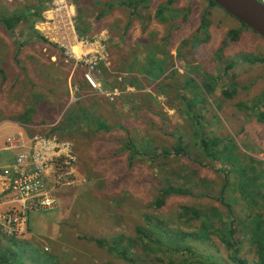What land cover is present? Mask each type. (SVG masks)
<instances>
[{
    "label": "rangeland",
    "instance_id": "rangeland-1",
    "mask_svg": "<svg viewBox=\"0 0 264 264\" xmlns=\"http://www.w3.org/2000/svg\"><path fill=\"white\" fill-rule=\"evenodd\" d=\"M70 1L84 14L80 18L77 12V33H80V18L95 27L89 36L82 32L84 40L97 42L95 45L99 47L103 40L99 42L97 38L105 37L111 65L108 69L102 68L99 80L104 91L115 93L117 90L115 100L89 90L85 96L91 99L78 101L71 108L69 78L83 75L84 65L76 61L66 63V50L49 44L36 29L44 21L52 0L47 9L50 0H0V15L12 17L28 13L29 16L24 26L13 34L0 28V41H4L0 46V138L3 143L0 150L6 151L8 139L30 146L33 137L43 136L55 144H70L76 159L74 173L59 183L53 168L50 169L41 193L54 198L53 206L58 212L46 206L42 211L29 213L28 229L23 236L28 245L21 243L20 249H15L36 248L55 257L47 263L40 254L37 256L40 264H132L119 258L117 253L109 255L106 247H98L84 237L107 239L118 234L135 237L137 223L144 224L145 229L142 240L131 249L133 264H235L216 236L203 241L191 237L184 245H176L173 233L200 231L199 221L186 224L179 218L183 206L200 210L218 207L226 222L235 214L243 215L239 213L246 209L235 207L234 212L229 211V203L234 199V205L242 204L243 195L230 188L224 199L221 196L224 179L218 166L204 157V166L197 162L200 161L197 157L202 156L193 149L194 139H198L194 132L195 115L200 114L199 119L211 135L234 139L242 154L256 160L253 163L256 173L263 175L264 123L258 119L264 112V38L223 10L211 7L207 0H145L136 9L128 6L131 0ZM162 5L167 8L166 21L156 15ZM41 13L42 19L34 26L45 42L36 39L30 28ZM201 25L209 36L198 34ZM232 31L237 37L234 41L227 38ZM19 46L21 51L16 56ZM246 56L249 57L242 59ZM119 76H123L122 81H118ZM128 78L134 79L137 86L130 85ZM187 84L189 87L185 89ZM194 86L201 90L206 101L191 91ZM207 87L213 90L212 94L204 92ZM226 89L236 91L233 98L222 95ZM71 90L76 91L73 86ZM86 91L82 82L78 93ZM193 102L197 105L194 112H189L188 103ZM83 110L87 118L97 119L94 128L105 124L110 129L95 134L96 145L92 147L83 136L88 133ZM28 114L32 115L29 120ZM144 116L154 124L148 125ZM129 132L138 139L136 146L147 153H157L159 148V151L166 148L172 152L179 136L190 153L165 157L164 150L155 162L151 159L138 162L137 157L129 164L130 150L126 148L128 139L125 138ZM142 139L145 147L141 145ZM6 152L11 156L10 162L19 153L17 150ZM257 163L260 164L257 166ZM186 170L195 171L209 184L196 186L197 181H192L185 186L190 195L172 196L164 207L153 208L158 192L167 182H183L179 173ZM243 176L248 180L253 178L250 174ZM231 179L232 185L236 184V177ZM116 195L124 202H118ZM144 215L157 217L162 229L158 222L155 226L145 224ZM237 235L241 239L239 257L246 264H256L258 258L247 243V235ZM158 238L166 245L152 251L151 246ZM4 241L3 245L19 247L15 241ZM23 263L29 264V261L23 258Z\"/></svg>",
    "mask_w": 264,
    "mask_h": 264
},
{
    "label": "trees",
    "instance_id": "trees-1",
    "mask_svg": "<svg viewBox=\"0 0 264 264\" xmlns=\"http://www.w3.org/2000/svg\"><path fill=\"white\" fill-rule=\"evenodd\" d=\"M208 4L211 7L219 8L225 12L224 9H222L219 5H217L213 0H207ZM135 2V3H134ZM147 1L145 0H131L130 3H128V6L133 9H136L140 4L145 3ZM51 4V0L48 3L49 7ZM123 6L126 5L125 2L121 3ZM78 12V16L81 18L83 17V12L80 10V8L76 9ZM167 10L165 5H162L157 10V16L161 17L162 21H166V17H164V13ZM226 13V12H225ZM228 14V13H227ZM38 18H35V21L31 23L30 28L31 32L34 33L36 39L45 42L42 37L38 34L39 32L35 29V22L39 21V19H42V13L41 15H37ZM28 13H22L20 15L12 16V17H6L0 15V28L8 33L13 34L16 29L20 26H24V21L28 19ZM232 17V16H231ZM79 18V24L78 29L80 30V36L83 37L82 34L85 33L86 35L90 34L91 29L95 30V27L92 28L91 24L86 23L84 20ZM233 18V17H232ZM242 24V23H241ZM244 27H246L244 24H242ZM130 26V22L127 24L126 29H128ZM249 29L248 27H246ZM78 30V32H79ZM205 33L206 36H209L208 31H205L204 25H201L199 27L198 34ZM235 32H230V35L227 36L228 40H236L237 37L234 35ZM197 40V39H196ZM227 43V41L225 42ZM4 45V41H0V46ZM48 45V44H47ZM49 46V45H48ZM52 47V46H50ZM54 48V47H53ZM56 49V48H55ZM58 50V49H56ZM21 51V47L19 46L18 51L16 53V56L19 55ZM61 55V53H60ZM249 56L243 57L242 59H246ZM69 65V64H67ZM72 68V66H71ZM231 68V66H229ZM70 73V72H69ZM79 78V80L77 79ZM84 83V86L87 88L86 93H76L77 100L74 102H71L70 99V92L68 95V105L71 106V108H75L79 103L78 101L82 100H89L91 99L89 96H85L89 92L90 87L87 82H85L83 75L78 77L77 75L72 76V84L74 86L78 87L81 85V83ZM79 85H78V84ZM128 83L130 85L137 86V83L134 79L128 78ZM235 86V85H234ZM189 87V84L186 85V88ZM245 88V87H244ZM191 91L193 93L199 94L204 101H206L205 96L201 92V90L194 86L192 87ZM206 94H212L213 90L208 88L204 91ZM236 94V91H229L228 89L224 90L222 92V95L227 98L231 99ZM80 95V96H79ZM69 102L71 104H69ZM197 105L196 102L188 103V110L189 112H194V106ZM34 109L32 110L31 114H33ZM83 115H85V118H83L85 125L87 126L88 133L83 135L85 141H87V145L89 147L95 146L93 137L95 134H98L102 132L103 130H110L108 129L107 125L105 124H99L98 127L94 128V124L97 119H89L86 117V110H83ZM31 114H28L26 118L29 120L31 118ZM199 115L197 114L193 117L194 121V132H196V136L198 139H194V146L193 149L195 152L202 157H197L196 160L199 163L204 166L203 157L210 162L214 163L216 166H218L219 170L218 172H221L224 179V185L221 189V196L224 199H227L226 193L229 194L230 188L233 190V192L243 195L242 198V204L240 205H234V199L233 203H229V211L234 212L235 207H244V211L239 214L243 215H234V218L226 222L223 220V214L219 211L220 209L218 207H212L209 210H200L194 207L189 206H183L181 209V212L179 214V218L184 219V222L186 224L192 223L193 221H199L200 222V231L197 234L187 233L184 231H175L173 233V236L175 237L176 245L182 244L184 245L185 240H189L191 237H197L199 240H207L211 237V235L216 236L221 244L224 246V248L229 251V258L230 260L235 264H246L245 260H242L241 257H239L240 254V244L241 239L237 233H242L247 235V243L252 246L256 252V256L258 258V261L256 264H264V172L261 171L263 175H259V173H256V165L254 166L253 163L256 162L253 158H248L250 156H247L245 154H242V151L240 150L239 146L235 143L234 139H218L217 137L210 134L208 130H206V126L201 120L199 119ZM146 122L148 125L154 124L151 118H148L147 116H144ZM258 119V118H257ZM260 122L264 123V112H261L260 117L258 119ZM83 124L81 123V126ZM119 129V128H117ZM149 132V130H148ZM127 140L126 148L129 151L128 153V161L129 164L133 163V161L139 157L138 162H143V159H151L153 162L158 160L160 157L159 153H163L164 150L159 151L157 149V153H147L146 151H142L140 147L136 146L135 140L138 142V139L133 136L130 132L125 137ZM99 139V138H98ZM97 139V142H98ZM142 146H146L144 143V139H142ZM156 139H155V147H157ZM189 149L188 147L183 146V138L178 137L177 138V144L174 145L172 148V152L169 150H165L163 155L165 157H176L180 155H188ZM170 155V156H169ZM248 159V161H247ZM255 164V163H254ZM260 163H257V166ZM253 166V168H250ZM252 175L253 178L251 180L246 179L243 175ZM232 175V176H231ZM179 176L183 179V182L181 183H173L172 181L167 182L166 185L158 192V196L154 200V204H152V207L155 209H160L165 206L166 200H168L172 196L176 195H190L191 191L187 189L188 187H185L187 184L191 183L192 181H197L196 186H206L209 183L205 179H201L200 176L195 171H181L179 173ZM236 177L237 182L236 184L232 185L230 181V177H232L231 180H233V177ZM261 180V182H259ZM263 190V191H262ZM262 191V192H260ZM117 196V195H116ZM117 201L124 199L121 196H117ZM230 196L228 195V198ZM231 199V198H229ZM54 210L58 212V210ZM234 209V210H233ZM53 211V210H52ZM145 224H155L159 220L157 217H152L150 215H144ZM160 229H162L161 222L157 223ZM155 226V225H154ZM63 226L61 225L59 228L61 229ZM134 227L136 228V236L135 237H126L125 234H118L116 236H113L111 238H95V237H84V240L88 242H94L98 247H106L107 253L109 255L118 254L119 258H122L127 263H134V258L131 255V249L137 247L139 240L141 241L142 234L144 233V224H134ZM180 233V235L178 234ZM226 232H228L226 234ZM12 241H15L17 244H19V247H13L11 245H3V242H0V264H25L23 263V258L26 262L29 261V264L31 262H35V264H40L39 259H37V256L40 254H43L42 260H46L47 263L51 262L54 256H52L50 253L39 251L36 248H33L30 250V248L25 247L21 251H17L15 248L21 247L22 244L25 243L24 238H16L11 239ZM108 240H112V243L109 244ZM5 242V241H4ZM22 243V244H21ZM28 245V242L25 243ZM165 242H163L160 238H158L155 241V244L151 246L152 251H155V248L159 245H164ZM148 245V244H147ZM166 245V244H165ZM174 244L175 248L176 246ZM149 247V246H148ZM186 248V247H182ZM180 249H175V252H178ZM26 252H25V251ZM172 251V250H171ZM2 252H5V255H2ZM241 256V254H240Z\"/></svg>",
    "mask_w": 264,
    "mask_h": 264
},
{
    "label": "built area",
    "instance_id": "built-area-1",
    "mask_svg": "<svg viewBox=\"0 0 264 264\" xmlns=\"http://www.w3.org/2000/svg\"><path fill=\"white\" fill-rule=\"evenodd\" d=\"M39 26L36 29L49 44L66 50V63H82L85 81L95 90H100L96 75L100 65L109 64L110 55L104 38H97L99 42L103 40V45L97 47V42L79 36L77 10L73 3L70 0H52ZM71 86L77 90L71 83L70 90ZM71 93V100L75 101L72 90ZM31 141L30 146L24 142L19 145L15 139L6 141V151L17 150L19 153L12 162L0 166V205H9L6 211H0V242L23 238L28 229L29 213L42 211L46 206L55 208L53 199L41 193L50 169L53 168L57 183L74 173L76 159L70 144H55L43 136H35Z\"/></svg>",
    "mask_w": 264,
    "mask_h": 264
},
{
    "label": "water",
    "instance_id": "water-1",
    "mask_svg": "<svg viewBox=\"0 0 264 264\" xmlns=\"http://www.w3.org/2000/svg\"><path fill=\"white\" fill-rule=\"evenodd\" d=\"M230 16L264 38V2L260 0H213Z\"/></svg>",
    "mask_w": 264,
    "mask_h": 264
},
{
    "label": "clouds",
    "instance_id": "clouds-1",
    "mask_svg": "<svg viewBox=\"0 0 264 264\" xmlns=\"http://www.w3.org/2000/svg\"><path fill=\"white\" fill-rule=\"evenodd\" d=\"M110 65H111V59L109 57V64L108 65H103L102 64V65L99 66V74L97 75V81L100 83V86H101L100 90H95L91 85H89V87H90L91 91L100 93L101 95H103L104 97H106L108 99L115 100L116 97H117V94H118L117 90L115 91V93L104 91L103 88H102L101 82L99 80L100 76L102 75V68L108 69V67ZM122 79H123V76H119L118 77V81H122ZM70 83L72 84V79L71 78H69V92H70V99H71L72 93H71V90H70ZM72 85H74V84H72ZM77 92H78V87H77V90L73 93L76 100H77V97H76V93ZM71 102H74V101L71 100ZM75 151H76V147H75ZM74 166H75V164H74Z\"/></svg>",
    "mask_w": 264,
    "mask_h": 264
},
{
    "label": "crops",
    "instance_id": "crops-1",
    "mask_svg": "<svg viewBox=\"0 0 264 264\" xmlns=\"http://www.w3.org/2000/svg\"><path fill=\"white\" fill-rule=\"evenodd\" d=\"M100 37L105 38L104 35H100ZM61 57H62V59L64 58L63 55H61ZM24 135H25V137L28 136V135H26V134H24ZM29 137H30V136H29ZM2 144H3V143H2V140H1V138H0V146H1ZM0 156H1V158H0V166H4V165H6L7 163L10 162L9 160L11 159V156H9L8 153H7L6 151H1V150H0ZM77 169H78V168H77ZM8 207H9L8 204H2V205H0V211H1V212H4V211H6V210L8 209Z\"/></svg>",
    "mask_w": 264,
    "mask_h": 264
},
{
    "label": "bare ground",
    "instance_id": "bare-ground-1",
    "mask_svg": "<svg viewBox=\"0 0 264 264\" xmlns=\"http://www.w3.org/2000/svg\"><path fill=\"white\" fill-rule=\"evenodd\" d=\"M21 140V139H20ZM55 197V196H54ZM54 199V198H53ZM57 201V200H56Z\"/></svg>",
    "mask_w": 264,
    "mask_h": 264
},
{
    "label": "flooded vegetation",
    "instance_id": "flooded-vegetation-1",
    "mask_svg": "<svg viewBox=\"0 0 264 264\" xmlns=\"http://www.w3.org/2000/svg\"><path fill=\"white\" fill-rule=\"evenodd\" d=\"M263 2V1H262ZM93 92V91H92Z\"/></svg>",
    "mask_w": 264,
    "mask_h": 264
}]
</instances>
